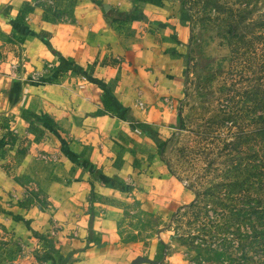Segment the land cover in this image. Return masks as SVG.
I'll use <instances>...</instances> for the list:
<instances>
[{"label":"crops","instance_id":"obj_1","mask_svg":"<svg viewBox=\"0 0 264 264\" xmlns=\"http://www.w3.org/2000/svg\"><path fill=\"white\" fill-rule=\"evenodd\" d=\"M190 19L185 0H0V264L18 245L43 264H127L115 213L164 154L104 97L160 137L173 123L147 119L120 66L135 54L178 77Z\"/></svg>","mask_w":264,"mask_h":264},{"label":"rangeland","instance_id":"obj_2","mask_svg":"<svg viewBox=\"0 0 264 264\" xmlns=\"http://www.w3.org/2000/svg\"><path fill=\"white\" fill-rule=\"evenodd\" d=\"M185 1L190 35L178 77L135 54L120 66L147 119L173 124L160 136L162 160L148 157L146 177L116 207L119 246L127 264L138 255L156 264H264V0ZM134 134L137 150L156 149ZM18 248L4 264L46 259L43 249Z\"/></svg>","mask_w":264,"mask_h":264},{"label":"trees","instance_id":"obj_3","mask_svg":"<svg viewBox=\"0 0 264 264\" xmlns=\"http://www.w3.org/2000/svg\"><path fill=\"white\" fill-rule=\"evenodd\" d=\"M122 15L132 17V16H130L128 14H125V13H123ZM46 44L49 45L48 42ZM62 63H64L63 59H62ZM95 82L99 83V85H101L105 89H107V88L109 89V87L105 86L103 83H100L99 81H95ZM104 102H105V106H107L109 108L108 110H111L112 112L117 113V115L121 119L128 121L130 123V126H131L132 129H134V128L141 129L143 133L147 134L155 143H157L158 147L160 148L161 156H163L164 151H165V147L167 145V141L165 140V141H162V142L159 143V141H160L159 131L154 129L149 124L140 122L133 115H130L128 108H123V107L115 108L113 106V102L111 101L110 97L105 96L104 97ZM102 178L105 179L106 181H110L111 183L113 182V184L115 186H119L120 185L119 183H117L116 180L109 179V178H107L105 176L104 177L102 176Z\"/></svg>","mask_w":264,"mask_h":264},{"label":"water","instance_id":"obj_4","mask_svg":"<svg viewBox=\"0 0 264 264\" xmlns=\"http://www.w3.org/2000/svg\"><path fill=\"white\" fill-rule=\"evenodd\" d=\"M143 263L156 264L157 261L156 260H153L151 258H148L146 256H143V255H138L137 257H135L134 259H132L129 264H143Z\"/></svg>","mask_w":264,"mask_h":264}]
</instances>
